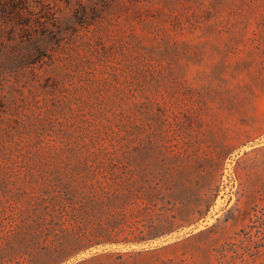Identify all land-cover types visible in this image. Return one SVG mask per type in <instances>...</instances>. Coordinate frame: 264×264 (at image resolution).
<instances>
[{
  "label": "rangeland",
  "instance_id": "rangeland-1",
  "mask_svg": "<svg viewBox=\"0 0 264 264\" xmlns=\"http://www.w3.org/2000/svg\"><path fill=\"white\" fill-rule=\"evenodd\" d=\"M104 154L165 198L84 227L156 238L76 253L43 181ZM0 264H264V0H0Z\"/></svg>",
  "mask_w": 264,
  "mask_h": 264
},
{
  "label": "trees",
  "instance_id": "trees-1",
  "mask_svg": "<svg viewBox=\"0 0 264 264\" xmlns=\"http://www.w3.org/2000/svg\"><path fill=\"white\" fill-rule=\"evenodd\" d=\"M148 156L139 157L138 155H124L123 157H114L110 154L102 156L93 155L86 157L83 166H76L71 170L58 172L51 179L44 178L49 188H56L60 191L61 204L59 210L69 215L70 220L81 224L80 229L67 240L66 246L76 253L87 250L90 247H96L113 242H136L147 240L145 235L137 237L139 239H118L116 236L115 225L110 221L99 218L90 231L84 224H88V215H99L106 213L116 207H128L133 205H143L148 210L152 205H157L162 187L160 181L153 183L155 179H150V173L136 171L131 167L134 163L143 164L150 162ZM165 184L171 188V181L166 180ZM122 193L121 195L119 193ZM91 193V194H90ZM165 198V196L163 197ZM169 202L171 200L169 199ZM57 209L56 205L48 206V213H53ZM162 220H169L170 215L163 216ZM53 230L51 225L46 236H36L25 241V237H18L15 250L20 259H34L36 247L39 244H45V248L53 245L54 238L57 237L59 243L56 245V251L64 253L66 251L65 242L62 241L65 236L50 237ZM52 235V236H53Z\"/></svg>",
  "mask_w": 264,
  "mask_h": 264
}]
</instances>
